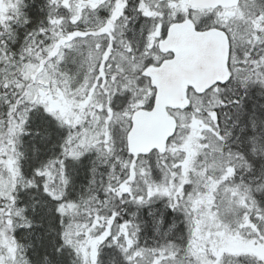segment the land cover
<instances>
[{
    "label": "snow or ice",
    "instance_id": "1",
    "mask_svg": "<svg viewBox=\"0 0 264 264\" xmlns=\"http://www.w3.org/2000/svg\"><path fill=\"white\" fill-rule=\"evenodd\" d=\"M0 264H264V0H0Z\"/></svg>",
    "mask_w": 264,
    "mask_h": 264
}]
</instances>
